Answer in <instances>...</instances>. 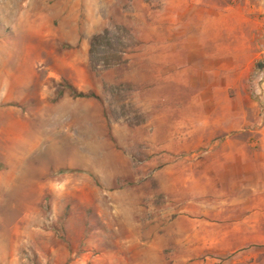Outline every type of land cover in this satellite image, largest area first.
<instances>
[{"label": "rangeland", "instance_id": "1", "mask_svg": "<svg viewBox=\"0 0 264 264\" xmlns=\"http://www.w3.org/2000/svg\"><path fill=\"white\" fill-rule=\"evenodd\" d=\"M245 1L0 0V264H264V36L209 51Z\"/></svg>", "mask_w": 264, "mask_h": 264}, {"label": "crops", "instance_id": "2", "mask_svg": "<svg viewBox=\"0 0 264 264\" xmlns=\"http://www.w3.org/2000/svg\"><path fill=\"white\" fill-rule=\"evenodd\" d=\"M228 9L229 12L218 14L223 24L217 30L218 37L209 46L213 48L209 51L214 52V58L221 62L215 66L216 74L226 68L252 69L254 55L263 52L254 43H259L257 38L264 36V5L257 7L246 0L244 4L230 5ZM242 55H245L244 61L239 60Z\"/></svg>", "mask_w": 264, "mask_h": 264}, {"label": "trees", "instance_id": "3", "mask_svg": "<svg viewBox=\"0 0 264 264\" xmlns=\"http://www.w3.org/2000/svg\"><path fill=\"white\" fill-rule=\"evenodd\" d=\"M108 34H109V30H106V33H104L103 35L94 36L91 44L92 58H94V56L97 55L100 48L104 49L105 51L104 53L106 52L109 53L111 51L112 43L110 42V39L107 37ZM107 61H109V59Z\"/></svg>", "mask_w": 264, "mask_h": 264}]
</instances>
